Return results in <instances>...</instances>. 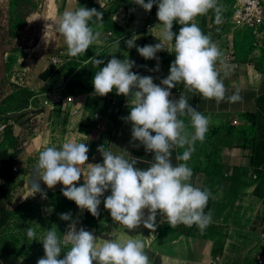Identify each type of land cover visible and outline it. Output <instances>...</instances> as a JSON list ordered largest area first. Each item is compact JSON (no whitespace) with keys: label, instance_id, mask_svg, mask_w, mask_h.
<instances>
[{"label":"crops","instance_id":"crops-1","mask_svg":"<svg viewBox=\"0 0 264 264\" xmlns=\"http://www.w3.org/2000/svg\"><path fill=\"white\" fill-rule=\"evenodd\" d=\"M80 1L83 4L79 7ZM112 1H65L63 35L81 34L101 9H107L110 18L122 27L123 37L114 41L115 36L109 39L103 23L94 26L103 39L91 40L92 52L97 55L105 49L103 40H113L112 47L118 44L116 61L114 65L106 62L104 95L89 99L96 95L75 94L66 111L42 108L46 96L59 98L66 93L68 79L61 65L51 63L47 86L30 103L35 110L29 115L38 117L32 130L39 126L42 134L22 152L27 153L25 164L22 154L13 157L14 150L7 143L0 148V153L8 151L12 169L17 161L20 164L14 176L16 184L21 185L25 197H41L44 216L70 210L71 231L66 239L81 246L93 245L90 209L97 207L102 213L118 207L150 210L173 195L172 183L179 185L181 179L182 129L201 119L207 135L213 136L214 150H204L206 159L198 160L187 178L191 195L209 189L219 194L211 203L216 219L211 215L203 221L209 232L201 227L200 237L144 219L137 250L147 256L146 264H211L216 256L223 258L221 264H258L264 259V29L255 39L244 37L248 48L245 52L234 48L230 60L216 54L202 62L191 53H198L224 29L210 22L209 0H134L139 5L128 10L112 7ZM43 21L41 17V27ZM229 26L225 29L229 28L230 46L234 39L239 45L240 30L231 34ZM144 111L152 115V121L142 118ZM98 123L104 129H99ZM8 124L6 132L0 134L2 144L10 127L13 135L19 131L18 125ZM253 137L251 151L248 140ZM42 149L54 154L57 173L42 185L28 187L25 172L29 154ZM6 172V166H0V184ZM72 186L76 193L71 192ZM99 219L97 223L105 225ZM107 229L103 226L106 235L99 241L102 246L108 243ZM112 251L119 255L118 263L127 264L135 258L123 249ZM94 252L92 248L82 260L92 262Z\"/></svg>","mask_w":264,"mask_h":264},{"label":"rangeland","instance_id":"rangeland-1","mask_svg":"<svg viewBox=\"0 0 264 264\" xmlns=\"http://www.w3.org/2000/svg\"><path fill=\"white\" fill-rule=\"evenodd\" d=\"M9 1L10 0H0V22H2L4 25H6L5 16L8 13L7 8L10 3ZM209 1L211 5H209V8L211 9L212 15L210 22L214 21L212 23L213 26L222 25L224 27V29H222V34H224V39L227 40L225 42V47H227L228 51H231L232 48H235L236 51L238 48H241V50L245 52V49L248 48L249 44L247 45L244 37L250 36L251 39H255L261 36H255L250 29L243 28L240 30V33H238L240 36L242 35L240 37V44L236 45V39H234L233 44L230 46L231 42L228 41L227 35L229 33V28L226 30L225 26L226 24H229V14L231 11L232 2L231 0ZM113 3L114 2L112 1V6L114 5ZM10 5L12 7V3H10ZM11 7L9 6V9ZM12 11H14V7L12 8ZM153 11L154 14H156L157 9ZM86 24L87 21L85 22V25ZM86 26L84 27L85 29H87ZM41 28V17H39L36 12H33L29 16L28 27H26L25 30L19 34L20 39L16 40V42L14 41L9 47L15 46L22 41L24 45L32 44L33 41H35L36 36L40 33ZM230 29L231 34L234 33L232 31L233 28L230 27ZM87 31V39L89 43L88 48L90 50L91 40L103 39L102 37H98L102 36L103 33H99L98 30H96V27H93L89 30L87 29ZM222 34L214 41L220 39ZM108 37L109 39L111 38V36ZM114 41L103 40V43L107 44L104 46V52H106L108 55L107 61L109 65H114L116 61L115 51L118 44L112 47ZM108 45L112 46L110 47ZM0 46L5 50L8 48L6 47L5 42H0ZM30 51L31 50H28V52ZM1 55L2 54L0 53V59ZM224 56L226 57L225 52ZM238 56L239 54L237 53V57ZM60 68L62 73L69 78L64 88L67 94L96 95L95 97H91L92 95H90V97H88L89 99L97 98L99 95H104V80L102 74L95 75L90 71H87V74L77 77L72 71V66L71 64L69 65V61H67V63ZM68 86L70 90H68ZM3 124L6 123L3 121L1 122V125ZM212 138L213 136L210 137L207 135L205 122H203L201 119H197L192 125L184 126L182 129L181 149L183 164L179 188L180 193L184 196L183 198H187L189 200L187 205L183 206L179 204L180 201H175L173 196L178 193V191L175 190L173 195L171 194V196H168L162 202L156 203L155 207L150 208V210L144 207H131L127 210H123L122 207H118L113 210L109 208L104 213L99 211V222L104 220L105 225L97 223L98 225L94 230V236H92L94 243L90 246H81L77 242L73 243L72 241H68L66 239L71 231L69 228L72 219V214L69 212L70 210L67 211V214L57 212L50 216H44L39 210V207L41 210L43 207V205L41 207V197L36 196L37 194L31 195L33 196L32 199H35H28L25 201L24 206H28H26L24 210L20 211V214H17L18 216L16 217L15 224L7 231L0 243L2 244V246L0 245L2 250H8L12 247H16L20 256H10L3 260V264H122L118 263L119 261L117 258L119 255L114 254V251H112L113 249H123L125 250L126 254H130L131 256L135 255V258L131 262H127V264H146L144 260H147V256H144L141 250H137L140 237V228L144 226V219H149V221L154 224L160 223L164 227H169L179 232L189 231L192 227H199L202 230L203 228L201 227L204 226V222H207V219L210 218L211 215L212 218L216 219L217 213L212 211L211 203L214 199L213 197H218L219 194L209 189L201 194H199L200 192L197 193V191H195L194 194L191 195V185L189 179L187 178L188 171H192L194 169L196 162L198 160L203 161L206 159V157L203 155L204 150H206V148L208 151L214 150L212 146ZM48 147H50V145H48ZM37 151L38 150H35V152ZM22 152H24V150ZM47 152L52 153L49 150ZM39 155V153L33 155L32 164L35 159L39 157ZM45 155V152L41 153V156ZM39 158L40 161L41 157ZM55 172L56 170L51 168L49 172L50 176L52 175V177H54ZM26 175H28L27 171L25 172V176ZM39 183L41 184L42 182ZM55 188L56 187H54V189ZM228 202L229 201L227 200L225 203L226 206L228 205ZM98 207H100V205H98ZM206 210L207 213L205 214ZM137 217L139 218L137 219ZM103 226H105L106 229L108 228V243L104 246L99 243L101 238L106 235V232L102 230ZM204 228L206 233H208L209 231L206 225ZM86 248H89L88 252H90L92 248L95 249V255L92 258V262L89 261V263L82 260L83 256L88 253H84ZM104 249L106 251L105 254H103ZM120 257H122L121 260L125 262L124 256L121 255Z\"/></svg>","mask_w":264,"mask_h":264},{"label":"trees","instance_id":"trees-1","mask_svg":"<svg viewBox=\"0 0 264 264\" xmlns=\"http://www.w3.org/2000/svg\"><path fill=\"white\" fill-rule=\"evenodd\" d=\"M65 1L48 0L47 7H45V0H10L12 7L9 3L11 8L9 9V6L7 8L6 25L0 22V42H5L6 47H8L5 50L0 46V53L2 54L0 59V115L7 125L6 130L10 122H13L12 125L16 124L19 126L17 135H13L11 127L9 128V135L3 144L2 141L0 142V148L7 143L6 146L14 150L13 157H18L23 151L21 147L23 139L33 129L30 124V113L27 109L31 101L48 84L49 79L46 75L52 70L51 57L59 55L60 52L66 53L61 56V67L69 61V65L71 64L72 71L77 77L87 74V71L100 75L104 73L107 67L108 55L104 51L95 55L91 49V51L89 50L87 29H92L96 24L103 23L105 27H108L106 32L108 30L114 32V40L123 37L122 27L117 26L110 18L106 13L107 9H101L89 23L87 29L81 34L63 35L61 32L64 21L62 11ZM113 2L114 7H122L125 10L138 5L137 1L134 0H113ZM82 4L80 1L78 6L80 7ZM13 7L14 11H12ZM33 12H36L39 17H43L44 20L41 31L36 36L35 41L32 44L25 45L22 41L15 46L9 47L14 41L16 42V40L20 39L19 34L28 27L29 16ZM28 50L31 51L28 52ZM66 79L69 78L66 77ZM67 88L70 90L69 86ZM248 146L251 151L254 149V137L248 140ZM11 161L8 151L0 153V166L5 165L7 169L5 180L0 184V243L7 231L15 224L17 214H20L19 212L28 206H24L25 201L33 197L31 195L25 197L26 193L21 191V185L16 184ZM56 179L57 177L55 176ZM28 181L30 184L28 187L40 184L33 183L29 179ZM39 210L41 212L40 207ZM91 210L92 213H90L89 217H93V221L90 223L96 228L99 208L95 207ZM206 213L207 210L205 211ZM180 232L191 237H200L202 235L199 227H192L189 231ZM0 245L2 246V244ZM88 251L89 248H86L84 253L86 254ZM14 255L20 256L16 247L8 250L0 248V264H3V260Z\"/></svg>","mask_w":264,"mask_h":264},{"label":"built area","instance_id":"built-area-1","mask_svg":"<svg viewBox=\"0 0 264 264\" xmlns=\"http://www.w3.org/2000/svg\"><path fill=\"white\" fill-rule=\"evenodd\" d=\"M232 6L231 11L229 14V25L233 28V31L237 32L243 28H248L252 31L253 35L259 36L261 34V30L264 29V0H231ZM107 34L111 37L115 36L114 32L112 30H108ZM227 40L224 39V36H221L220 39L217 41L211 42L208 45L202 47L200 51L192 52V56H199L200 60L202 62L209 60L212 56H215L216 54H219L221 56L224 55V52L226 53V59L230 60L232 56L235 55L234 49H231V51H228L227 47H225ZM231 48V47H230ZM64 53L60 52L58 56H54L51 59V63L53 65H61L62 63V57ZM225 56H223L224 58ZM132 74L135 72L131 71ZM74 94H67L65 93L62 97H50L46 96L43 101V109L55 111V110H63L66 111V109L71 106L74 103ZM113 103L116 104L117 100L114 99ZM69 109V108H68ZM35 110V108L30 105L27 109V111ZM44 113V111H42ZM74 114H77L78 110H72L71 111ZM38 117L34 116L33 114L30 115V123L33 127L34 120H36ZM95 118L99 120V115L96 114ZM143 119H146L147 121H152L153 117L152 115L148 114L146 111H144L142 115ZM237 124V122H236ZM7 125L3 124L0 125V134H3L6 130ZM99 129H104V126H102L100 123H98ZM40 130L39 126L37 127V131L34 129L32 130L29 135L26 137V139L22 143V148L25 151L29 150L30 145L32 144V141L35 138H39ZM45 152V157L41 156V153ZM63 153H66L67 150L63 149ZM40 154L39 157H41V160L39 161V157L35 159V161L32 164V157L34 154ZM48 153L45 149L37 151V152H31L29 154V160L27 164V172L28 175H26V179L31 180L33 183H39L42 182L50 177V170L53 168L55 169L54 164V154ZM20 169V164L17 161L15 165L13 166V174L16 177V174L18 173V170ZM54 172V171H53ZM255 179H257L256 176H254ZM15 181L16 178H15ZM172 187L175 188L178 193L174 195L175 201H180L179 204L181 205H187L189 203V200L187 198H183L184 196L180 193L179 185H177L175 182L172 183ZM71 192L76 193L77 189L75 186H72L70 188ZM223 262V258L220 256H216L211 260V264H221ZM258 264H264V259L261 258L257 262Z\"/></svg>","mask_w":264,"mask_h":264},{"label":"bare ground","instance_id":"bare-ground-1","mask_svg":"<svg viewBox=\"0 0 264 264\" xmlns=\"http://www.w3.org/2000/svg\"><path fill=\"white\" fill-rule=\"evenodd\" d=\"M26 156H27V153L22 154L21 161L23 162V164H25ZM20 178H21V175L18 177V179H20Z\"/></svg>","mask_w":264,"mask_h":264}]
</instances>
